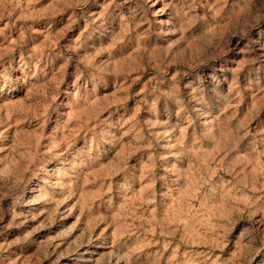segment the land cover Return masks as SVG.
<instances>
[{
  "label": "rangeland",
  "instance_id": "obj_1",
  "mask_svg": "<svg viewBox=\"0 0 264 264\" xmlns=\"http://www.w3.org/2000/svg\"><path fill=\"white\" fill-rule=\"evenodd\" d=\"M0 264H264V0H0Z\"/></svg>",
  "mask_w": 264,
  "mask_h": 264
}]
</instances>
